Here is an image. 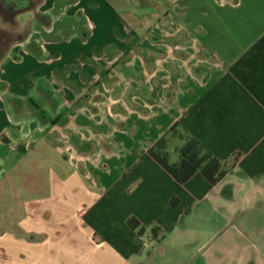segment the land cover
Returning a JSON list of instances; mask_svg holds the SVG:
<instances>
[{
    "label": "crops",
    "instance_id": "0c3cea01",
    "mask_svg": "<svg viewBox=\"0 0 264 264\" xmlns=\"http://www.w3.org/2000/svg\"><path fill=\"white\" fill-rule=\"evenodd\" d=\"M204 1L0 0V205L30 185L0 264H264V0ZM176 125L240 160L180 184L149 154Z\"/></svg>",
    "mask_w": 264,
    "mask_h": 264
},
{
    "label": "trees",
    "instance_id": "16d2710c",
    "mask_svg": "<svg viewBox=\"0 0 264 264\" xmlns=\"http://www.w3.org/2000/svg\"><path fill=\"white\" fill-rule=\"evenodd\" d=\"M16 3L18 9H23V0H11ZM178 125L171 128L169 134L159 140L149 151V154L180 184H186L197 173L202 174L212 184H218L240 160L241 155H236L230 162H222L216 158L199 140L181 134ZM171 137L178 136L185 141V146L179 150V162L172 165L169 161L168 143ZM177 205V200L172 201ZM131 229L138 231L140 235L145 234V228L141 222L132 217L128 221ZM162 230L156 227L152 231L155 241L160 240Z\"/></svg>",
    "mask_w": 264,
    "mask_h": 264
},
{
    "label": "rangeland",
    "instance_id": "374dc122",
    "mask_svg": "<svg viewBox=\"0 0 264 264\" xmlns=\"http://www.w3.org/2000/svg\"><path fill=\"white\" fill-rule=\"evenodd\" d=\"M134 3V6L136 7V12H126L124 13L125 18L129 19L131 23L134 24H147V23H153L155 22V17L159 15V13L165 12L171 5H172V0H131ZM205 3L209 4L207 0L204 1ZM155 9V10H154ZM169 11H167L165 14L162 15L160 20L162 22H165L168 17ZM158 22V21H157ZM1 35L4 36L5 38H8L5 33H1ZM11 41H14L13 37L10 38ZM5 48V43L3 44ZM49 155L51 159H56V160H61L62 157H53L52 158V153H54L53 149H49ZM50 159V160H51ZM46 161V159H45ZM42 164V162H41ZM16 178L15 182V188L17 191V194H15L13 191H9L8 197L5 200H2V203L0 205V211L5 215V216H11L9 213L11 210L14 211L16 214H13L11 217L19 218L22 216V214L25 211L24 207V202L26 201L27 197V187L30 185L26 183L25 177L23 175H18ZM11 197V198H10ZM10 214V215H9ZM2 225H7L3 223Z\"/></svg>",
    "mask_w": 264,
    "mask_h": 264
}]
</instances>
